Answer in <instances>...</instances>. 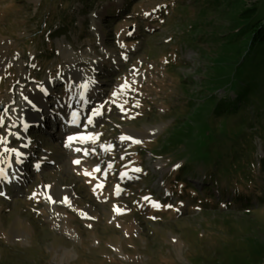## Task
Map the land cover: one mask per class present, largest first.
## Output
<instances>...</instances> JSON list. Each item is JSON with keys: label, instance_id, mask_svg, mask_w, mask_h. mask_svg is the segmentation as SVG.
<instances>
[{"label": "rangeland", "instance_id": "374dc122", "mask_svg": "<svg viewBox=\"0 0 264 264\" xmlns=\"http://www.w3.org/2000/svg\"><path fill=\"white\" fill-rule=\"evenodd\" d=\"M263 21L264 0H0V264H264Z\"/></svg>", "mask_w": 264, "mask_h": 264}, {"label": "trees", "instance_id": "16d2710c", "mask_svg": "<svg viewBox=\"0 0 264 264\" xmlns=\"http://www.w3.org/2000/svg\"><path fill=\"white\" fill-rule=\"evenodd\" d=\"M251 46L254 45H264V21L262 23H259L258 26L256 27V29L254 30V32L252 33L251 36V41H250ZM244 94V92L242 93ZM262 161V160H261ZM263 163H264V159H263ZM179 183L174 181L170 183V190H172L174 192L175 195H187V196H192L194 195V197H196L197 201L200 202H204L207 201V206H214L215 199L213 196L208 195L210 194V192L212 191V189H216L218 191V198L216 201H220V203H222L224 205V207L226 209H229L230 207H232L233 205H235V203H237L239 206L243 205L246 207H249V205H251V199L253 197V195H255L257 203L260 201H262L261 198V193H254L252 191H238L237 188H235V190L232 191H227V189L225 188H219L217 185L215 186L214 182L210 179L208 180H203V186H201V192H198L194 186H191V184L186 181L184 178H180L178 179ZM177 184H179L180 186V190H181V194H179L178 192L176 193L174 189L175 186H177Z\"/></svg>", "mask_w": 264, "mask_h": 264}, {"label": "bare ground", "instance_id": "6f19581e", "mask_svg": "<svg viewBox=\"0 0 264 264\" xmlns=\"http://www.w3.org/2000/svg\"><path fill=\"white\" fill-rule=\"evenodd\" d=\"M76 85L78 86V88H86V86L88 85H86V83L84 82V81H82L81 79H76ZM31 101H35V102H41V103H39V104H41L42 105V103H43V94H41V95H38L37 93H36V91H33V96L31 97ZM31 101H29L30 103H31ZM76 110V109H75ZM78 111V110H77ZM75 114V115H74ZM78 113L76 112V111H73V113H72V118H73V121H75V119H77V117H78V115H77ZM32 120H37V118H31ZM30 119V120H31ZM20 151V150H19ZM3 167H5V161H3V162H1L0 161V170H2V168Z\"/></svg>", "mask_w": 264, "mask_h": 264}, {"label": "snow or ice", "instance_id": "6c2138e0", "mask_svg": "<svg viewBox=\"0 0 264 264\" xmlns=\"http://www.w3.org/2000/svg\"><path fill=\"white\" fill-rule=\"evenodd\" d=\"M75 115V114H74ZM69 139L71 140L72 139V137H69ZM123 139V138H122ZM77 163H78V161H77ZM0 195H3L2 193H0Z\"/></svg>", "mask_w": 264, "mask_h": 264}]
</instances>
